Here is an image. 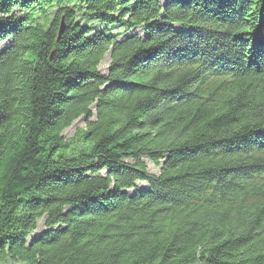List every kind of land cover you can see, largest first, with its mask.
Wrapping results in <instances>:
<instances>
[{"label":"trees","instance_id":"trees-1","mask_svg":"<svg viewBox=\"0 0 264 264\" xmlns=\"http://www.w3.org/2000/svg\"><path fill=\"white\" fill-rule=\"evenodd\" d=\"M16 263L264 264V0H0Z\"/></svg>","mask_w":264,"mask_h":264},{"label":"rangeland","instance_id":"rangeland-1","mask_svg":"<svg viewBox=\"0 0 264 264\" xmlns=\"http://www.w3.org/2000/svg\"><path fill=\"white\" fill-rule=\"evenodd\" d=\"M107 58H108V56L106 55L104 60L102 61V63L99 65V69L101 71H104L105 68H106ZM79 128H83V120L81 118L77 119L76 121L73 122V124L70 127L66 128L63 131V134H64L65 137H72L76 133L77 129H79ZM149 168H150L151 171L155 172L156 168L151 166L150 163H149ZM138 185L139 186H144L143 183H138ZM16 264H18V263H16Z\"/></svg>","mask_w":264,"mask_h":264},{"label":"water","instance_id":"water-1","mask_svg":"<svg viewBox=\"0 0 264 264\" xmlns=\"http://www.w3.org/2000/svg\"><path fill=\"white\" fill-rule=\"evenodd\" d=\"M63 32V24L60 25L58 35H60Z\"/></svg>","mask_w":264,"mask_h":264}]
</instances>
